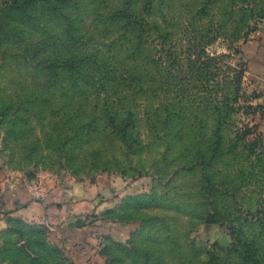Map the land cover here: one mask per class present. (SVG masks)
I'll return each instance as SVG.
<instances>
[{"label": "rangeland", "instance_id": "1", "mask_svg": "<svg viewBox=\"0 0 264 264\" xmlns=\"http://www.w3.org/2000/svg\"><path fill=\"white\" fill-rule=\"evenodd\" d=\"M263 23L264 0H0V174L81 186L87 264H248L264 104L246 45ZM72 262L43 220L0 229V264Z\"/></svg>", "mask_w": 264, "mask_h": 264}, {"label": "crops", "instance_id": "2", "mask_svg": "<svg viewBox=\"0 0 264 264\" xmlns=\"http://www.w3.org/2000/svg\"><path fill=\"white\" fill-rule=\"evenodd\" d=\"M262 25L258 36L246 45V55L250 74L261 84L263 95L260 101L264 104V23ZM262 128L264 130V124ZM0 179V229L6 226L7 219L14 215L40 219L51 227L55 240L66 248L76 262L87 264L84 262L87 257L84 252L86 248L94 251L95 255L96 248L93 244L98 241L96 234H92L88 228H76L71 225V219L79 214V210L87 203L81 199L87 196L86 192L85 195L76 198L81 192L80 185L65 190L64 187H51L43 182V195L38 198L32 194L28 184L12 182L1 174ZM94 257V261L98 259L99 262V256ZM94 261L88 264H95Z\"/></svg>", "mask_w": 264, "mask_h": 264}, {"label": "trees", "instance_id": "3", "mask_svg": "<svg viewBox=\"0 0 264 264\" xmlns=\"http://www.w3.org/2000/svg\"><path fill=\"white\" fill-rule=\"evenodd\" d=\"M256 126V130L259 131V125ZM259 134L264 135L263 132H259ZM9 218L7 220H9ZM236 241L238 246L241 245L244 247V253H240L242 259H244L248 264H263L264 253L261 252V246L256 237L248 238L247 240L242 241L239 237Z\"/></svg>", "mask_w": 264, "mask_h": 264}, {"label": "built area", "instance_id": "4", "mask_svg": "<svg viewBox=\"0 0 264 264\" xmlns=\"http://www.w3.org/2000/svg\"><path fill=\"white\" fill-rule=\"evenodd\" d=\"M30 191L35 197H41L43 195V182L39 181L29 186Z\"/></svg>", "mask_w": 264, "mask_h": 264}]
</instances>
